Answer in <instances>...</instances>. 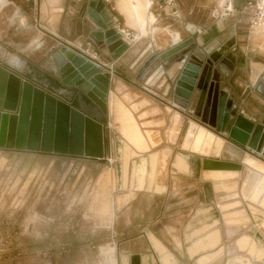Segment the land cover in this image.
<instances>
[{"label":"crops","instance_id":"1","mask_svg":"<svg viewBox=\"0 0 264 264\" xmlns=\"http://www.w3.org/2000/svg\"><path fill=\"white\" fill-rule=\"evenodd\" d=\"M223 1L103 0L110 27L128 46L114 58L106 43L92 35L98 26L87 14L90 0H0V48L23 53L27 61V72L16 75L77 109L81 101L98 109L75 86L62 83L53 58L61 47L82 55L109 79L107 123L135 155L128 161L127 180L142 158L143 168L150 170V155H155L152 188L122 192L118 206L110 197L113 176L101 173L96 180L99 194L92 203L98 218L111 223L108 243L115 257L109 248V260L115 264H264V208L253 203L252 210L241 193L249 167L244 157L264 163V156L229 141L203 121L207 101L213 108L223 100L235 115L264 124V31L250 24L252 11L245 8L255 0H230L233 11L227 16L220 13ZM189 26L196 28L194 35ZM191 36L194 44L185 54L159 58ZM231 38L233 45L208 65V91L194 89L188 101L176 95L181 66L196 60L192 51H211ZM139 116L154 125L142 131ZM191 122L219 135L222 149H191L185 139ZM151 131L163 140L154 144ZM181 132L179 145L167 141ZM105 156L108 159L104 145ZM204 159L239 164L240 176L232 169H204ZM162 164L165 175H159ZM231 180H236L235 190L215 189L214 184ZM240 235L250 239L243 248L235 243Z\"/></svg>","mask_w":264,"mask_h":264},{"label":"rangeland","instance_id":"2","mask_svg":"<svg viewBox=\"0 0 264 264\" xmlns=\"http://www.w3.org/2000/svg\"><path fill=\"white\" fill-rule=\"evenodd\" d=\"M140 118L142 131L154 125ZM148 134L154 144L163 140L158 132ZM182 135L166 139L179 145ZM104 145L111 161L0 147V264H115L109 260L111 251L115 257L108 243L111 223L98 218L92 201L104 169L112 172L114 203L132 188V170L122 187V141L115 127L107 128ZM166 172L162 164L159 175Z\"/></svg>","mask_w":264,"mask_h":264},{"label":"water","instance_id":"3","mask_svg":"<svg viewBox=\"0 0 264 264\" xmlns=\"http://www.w3.org/2000/svg\"><path fill=\"white\" fill-rule=\"evenodd\" d=\"M87 14L95 21L98 30L92 35L99 41H104L108 51L117 58L127 49L121 33L110 27V18L105 11L103 0H90ZM191 35L196 33L194 26H189ZM231 38L211 51L194 50L196 60L189 59L180 68V74L175 82V94L188 101L194 89L208 91L209 68L211 62H216L233 45ZM194 44L189 37L168 48L159 55L165 60L179 52L185 51ZM186 51L183 53L185 54ZM63 84L75 86L86 95L99 109L102 117H94L82 107L75 108L69 103L47 93L31 81L21 79L0 66V120H4L5 136L0 147L18 151H36L73 156L104 158L106 94L109 79L101 73L97 66L82 55L61 47L53 55ZM77 63H88L95 67L89 77L79 69ZM97 75L104 76L103 83ZM11 76L16 79L14 91L15 104L6 106V96L9 93ZM81 106V105H80ZM204 123L214 128L217 133L226 134L227 139L242 148H249L264 156V124L255 123L241 114H234L222 100L219 105L210 108L207 101L204 111ZM203 168L240 170L241 165L212 159L203 160Z\"/></svg>","mask_w":264,"mask_h":264},{"label":"bare ground","instance_id":"4","mask_svg":"<svg viewBox=\"0 0 264 264\" xmlns=\"http://www.w3.org/2000/svg\"><path fill=\"white\" fill-rule=\"evenodd\" d=\"M129 1H131V0H129ZM223 2H222V4H223ZM263 3H264V0H263ZM132 8H134L133 5H132ZM137 9H138V7H137ZM133 10H136V9L134 8ZM138 13H139V17H140V12H138ZM0 51H3V50L0 48ZM75 63L77 66H79V69H81L82 71L85 70V72L83 74L86 77H89L95 71V67H89L88 63H83V64L81 63L80 64V63H77V61ZM97 77L103 83H106L104 80L105 79L104 76L97 75ZM9 87H10V90L6 96V106L7 107H11L12 105L15 104L14 91L17 87V84H16V79L14 78V76H11V81H10ZM108 94H109V89H108V92H107L106 98H105L106 99L107 113L109 114V109H108V104H107ZM81 107H82V109H84L86 112H88L90 115H92L94 117H102L101 112L96 107H92L83 101H81ZM108 126L110 127V124H108ZM124 127H126V126H124ZM129 127H132V126H129ZM4 136H5L4 120L1 119L0 120V145L3 144ZM120 138L122 141V145L119 148L120 163H121L119 179H120V185L122 187H126L127 181H128L127 180L128 179V161L134 155L132 152L131 145L124 138H122L121 135H120ZM185 139H186V143L189 145V147L191 149L197 150V151H205V152H208L212 148L213 145H215V147H217V149H219V148L222 149L223 143H224L223 139L219 135L215 134L210 129H208L202 125H199L195 122L189 123V125L185 131ZM132 141H134V140H132ZM138 141H139V139H138ZM248 156H250V155H246L244 157V163L252 169H250L249 167H245V168H247L248 171H247V177H246V184H244V186L242 187L241 193L244 197H246L250 200L251 203H249V205L251 206V209L256 210V207L253 205V203H259L264 208V175H262V174H264V163L261 161H257V162L248 161V159H247ZM150 158H151V169L150 170L143 168L144 163H145L144 158L141 159V163L139 165H134V167L132 169V179H131L132 188L128 189L129 191L152 188L151 184L154 183L155 173H156V171L154 169L155 168V155L151 154ZM108 159H109L108 161L112 160L111 158H108ZM232 172L238 176H240V173H241V171L233 170V169H232ZM106 173H110V175H112V172L110 169H104L102 174L104 175ZM260 173H262V174H260ZM144 177H145V183L143 185L142 181H143ZM214 186H215L216 190H220V191H229L231 189L235 190L236 180H231V181L222 182L219 184H214ZM161 189H162L161 187H158V186L155 187V190L159 191ZM120 200L123 202V198ZM115 204L117 206L119 205V196L118 195L115 197ZM249 241H250V239L247 235H240L239 237L236 238L235 243L239 248H243L244 246H246V244ZM250 251H251V253L256 252L253 244L251 245Z\"/></svg>","mask_w":264,"mask_h":264},{"label":"built area","instance_id":"5","mask_svg":"<svg viewBox=\"0 0 264 264\" xmlns=\"http://www.w3.org/2000/svg\"><path fill=\"white\" fill-rule=\"evenodd\" d=\"M249 8L252 11V19L250 24L254 27L260 28L264 31V3L263 0L248 1L245 8ZM221 15L227 16L233 11V6L230 0H224L223 4L220 5Z\"/></svg>","mask_w":264,"mask_h":264},{"label":"clouds","instance_id":"6","mask_svg":"<svg viewBox=\"0 0 264 264\" xmlns=\"http://www.w3.org/2000/svg\"><path fill=\"white\" fill-rule=\"evenodd\" d=\"M0 66H6L14 74H24L28 70L23 53L0 51Z\"/></svg>","mask_w":264,"mask_h":264}]
</instances>
